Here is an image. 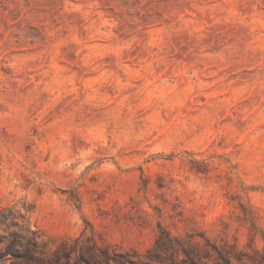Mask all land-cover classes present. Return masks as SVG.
I'll use <instances>...</instances> for the list:
<instances>
[{"label": "rangeland", "instance_id": "rangeland-1", "mask_svg": "<svg viewBox=\"0 0 264 264\" xmlns=\"http://www.w3.org/2000/svg\"><path fill=\"white\" fill-rule=\"evenodd\" d=\"M0 217V264H264V0H0Z\"/></svg>", "mask_w": 264, "mask_h": 264}, {"label": "trees", "instance_id": "trees-1", "mask_svg": "<svg viewBox=\"0 0 264 264\" xmlns=\"http://www.w3.org/2000/svg\"><path fill=\"white\" fill-rule=\"evenodd\" d=\"M2 214V213H1ZM4 221H6V218H1L0 217V223H3ZM10 248H11V245H8L6 247V250L4 251L5 255L4 256H13L12 252H10ZM19 258V257H18Z\"/></svg>", "mask_w": 264, "mask_h": 264}]
</instances>
